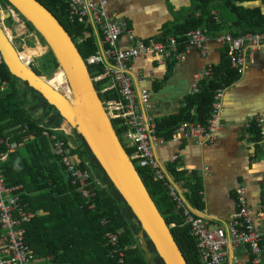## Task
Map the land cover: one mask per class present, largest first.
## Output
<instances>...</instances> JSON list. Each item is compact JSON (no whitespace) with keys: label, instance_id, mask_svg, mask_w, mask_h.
<instances>
[{"label":"trees","instance_id":"obj_1","mask_svg":"<svg viewBox=\"0 0 264 264\" xmlns=\"http://www.w3.org/2000/svg\"><path fill=\"white\" fill-rule=\"evenodd\" d=\"M0 1L10 5L7 0ZM36 1L57 19L72 41L76 42L81 57L87 59L96 52L97 45L93 36L78 43L88 29L83 24H70L66 21L67 5L64 0ZM255 2L264 4V0H193L191 7L180 14L181 18L179 15L177 19L163 25L162 35L156 39L165 41L168 37H174L181 40L185 33L197 29L207 30L211 39L226 33L234 38L264 34L262 8L245 7ZM24 24L28 31H33L29 24ZM35 36L37 47L45 54L46 44L38 35ZM229 54L228 47L222 48L221 64L211 67V76L199 83L198 94L190 93L186 97L177 116L155 121L157 137L169 140L181 123L197 122L207 125L216 92L228 89L242 77L231 69ZM43 61L46 64L40 69L31 68L39 78L53 76L58 71L56 61L51 54L46 55L42 63ZM175 64L174 61L168 64L166 79L171 76ZM98 70L101 71V68L90 67L89 72L94 74ZM4 83L7 87L5 92H0V135L4 139L9 138L11 143L16 142L18 146L23 143V147L9 153L8 160L1 165V170L8 187L21 188L22 199L29 203V209L44 214L37 215L26 225V241L35 255L39 258L53 257L52 264H118L111 260L105 246V234L110 231L120 235V246L126 252L125 264H162L151 246L148 248L152 260H147L146 254L141 250L140 229L132 222L130 208L100 169L83 139L72 131L71 136L77 137L78 143L72 151L73 156L80 169L89 174L90 182L100 183L94 186L98 191L95 211L81 208L83 197L65 181L59 159L52 155L51 142L42 135L43 128L40 127L44 120H47L46 127H57L63 119L53 106L27 84L13 77L2 64L0 87ZM64 83V74H60L53 85L57 84V88ZM101 97L103 100L118 98L112 92ZM40 111L42 113L39 117L33 116ZM112 124L120 137L121 129L116 123ZM256 132L259 135L258 131L252 130V133ZM56 135L58 140H68V136L62 133ZM7 151V146H3L1 152ZM125 151L131 157L132 150L126 148ZM134 167L166 226L170 228V234L184 261L188 264H203L197 241L190 234V227L184 225L180 214L175 211L167 190L149 169ZM169 171L177 182H184L189 189V202L197 209L203 208L200 198L202 180L199 178L194 183L195 178L184 179L185 174L177 172L174 167H170ZM103 219L109 220L107 226L102 225ZM171 225L174 227L171 228Z\"/></svg>","mask_w":264,"mask_h":264},{"label":"built area","instance_id":"obj_2","mask_svg":"<svg viewBox=\"0 0 264 264\" xmlns=\"http://www.w3.org/2000/svg\"><path fill=\"white\" fill-rule=\"evenodd\" d=\"M67 5V22L83 24L88 31L78 40L83 42L94 36L96 52L84 59L88 68L99 67L91 77L94 84H102L103 89H97L101 95L107 92L115 93L118 98L103 100L106 113L111 122L121 129L120 135L126 141V148L132 150L129 160L138 168L149 169L154 178L162 183L168 192L169 199L177 213L180 214L184 225L190 227V234L197 241L198 251L203 264H227L228 250H236L241 245L249 248L253 254V264H260L264 251V228L257 226V218L249 209L246 201V189L239 188L236 202L237 212L223 227H213L210 221L201 218L193 212L191 205L183 200L177 184L168 176L167 171L159 164L154 156V148L164 140L157 137L156 122L148 116L150 110V94L146 90L136 91L134 87V63L139 59L153 58L159 67H167L172 61L181 63L192 51L207 54V43L212 40L219 47H228L231 69L241 76L248 63L258 51L264 48V34H252L248 37L234 38L230 33L220 37L209 38L207 30L197 29L185 33L181 40L168 37L165 41L137 37L130 29L128 21L123 18H113L108 12L107 0H64ZM5 4L0 2V16L4 21L5 14H11V20L18 22L20 17L11 6L2 10ZM5 8V7H4ZM9 19V18H8ZM23 21L20 19V22ZM2 23V22H1ZM24 27V23L22 22ZM97 37H96V36ZM126 36L127 43L122 42ZM3 61L0 57V66ZM211 68L205 74L195 76L191 94L199 93V83L211 76ZM6 83L0 87V92L6 91ZM225 90L217 91L211 104V114L207 125L197 122L179 124L171 135L170 140L180 143L183 139H198L212 143L216 139L220 127L222 99ZM147 112V113H146ZM244 127L247 130L259 132L260 141L264 143V118L260 114L248 116ZM26 130V127H24ZM57 133L68 136L69 132L61 128H43L42 135L51 142V151L59 159L63 168L65 180L83 197L81 208L95 211L98 191L94 188L100 183L90 182L87 172L80 169L68 140H58ZM71 136V135H69ZM7 146V152H1ZM16 142H9L0 135V264H33L35 254L26 241V225L31 223L37 214L29 209L28 202L22 199L20 187H8L1 170V165L8 160L9 153L17 148ZM124 148V147H123ZM109 224L108 219L102 221L103 226ZM171 228L174 225L170 226ZM105 246L111 260L118 264L126 263V252L120 246V235L115 232L105 234ZM52 257L48 264H52Z\"/></svg>","mask_w":264,"mask_h":264},{"label":"crops","instance_id":"obj_3","mask_svg":"<svg viewBox=\"0 0 264 264\" xmlns=\"http://www.w3.org/2000/svg\"><path fill=\"white\" fill-rule=\"evenodd\" d=\"M192 1L107 0V9L113 18H125L137 37L159 38L163 25L177 19L185 9L191 7ZM245 7H260L264 14L262 2L249 3ZM1 21L4 25L2 17ZM13 24L15 25V22ZM7 29L10 31L11 28ZM22 30L14 29L15 37L25 34ZM26 37L24 35L20 40L24 42ZM122 42L128 44L126 36L122 38ZM221 55L222 48L210 40L207 43L206 56L199 51H192L186 55L183 62L174 65L169 79H166L168 66L159 67L153 58L136 61L133 69L134 87L136 91L146 90L150 94L151 107L149 112H146L148 116L156 122L177 116L184 100L193 90L195 76L205 74L212 66H219ZM41 113L42 111L35 112L33 116L39 117ZM254 114H260L264 118V48L248 63L242 77L225 90L219 113L220 127L212 143L198 139H183L176 143L169 139L154 148L157 162L177 184L183 200L191 205L196 215L210 221L213 227H223L237 212L235 195L239 188H245L246 201L257 218V226L264 228V143L260 141L257 132L252 133L244 127L248 116ZM46 123L47 120H44L40 127L56 128L46 127ZM68 141L74 147L78 144L74 136L68 135ZM22 147L23 143L15 150ZM170 167H174L177 172H183L184 179L195 178L194 183L199 178L202 180L200 198L203 208L197 209L189 202V189L184 182L175 180L169 171ZM33 212L44 215L41 212ZM49 257L51 256L39 258L35 255L33 264H48ZM227 264H253V254L245 245L236 250L229 249ZM260 264H264V251Z\"/></svg>","mask_w":264,"mask_h":264},{"label":"water","instance_id":"obj_4","mask_svg":"<svg viewBox=\"0 0 264 264\" xmlns=\"http://www.w3.org/2000/svg\"><path fill=\"white\" fill-rule=\"evenodd\" d=\"M7 1L22 22L29 24L46 44V55H52L58 71L53 76L39 78L31 66L19 58L20 51L5 34L0 17L3 64L13 77L27 84L57 110L69 133L75 131L83 139L100 169L130 208L132 222L140 229L141 250L147 260H152L148 248L151 246L162 264H188L129 160L76 43L36 0ZM7 16L11 18L10 13ZM60 74H64L66 91L49 85Z\"/></svg>","mask_w":264,"mask_h":264},{"label":"rangeland","instance_id":"obj_5","mask_svg":"<svg viewBox=\"0 0 264 264\" xmlns=\"http://www.w3.org/2000/svg\"><path fill=\"white\" fill-rule=\"evenodd\" d=\"M4 7H2V10H8V7H6V5H4ZM16 15H15V17H16V19H18V17ZM5 19L6 20L3 22L4 25L2 23L1 24L3 25V27L5 26L4 28L9 32V34H10L9 36L11 38L15 37V35L13 33L14 29H16V30L23 29L22 31L25 32V34H18V35H22V36L26 35L27 37L24 39L25 41L23 42L22 40H20L22 38V36H16L15 38H13L12 42H13V44H15L17 46L18 50L20 51V54L23 56V59L26 61V64H29V65H31V67H35L36 69H40L42 67V65L46 64L44 61L42 63V59L46 56L47 52L45 54L40 52L39 48L37 47V38L35 36L36 34L34 33V31H28L25 25L23 27L22 21H21V23L17 24L19 26H16V23L14 25V24H12L13 21L11 22L10 21L11 19H8V16H6ZM9 27L11 28L10 31L7 29ZM91 74L95 75V73L94 74L91 73ZM54 82H52V83L54 84ZM57 84L55 86H57ZM95 86L98 90L103 89V85L101 83L100 84L95 83ZM65 127H66V124L64 122H62L56 128H61L62 130L65 131V129H64ZM69 135H73L72 132ZM119 140L125 149L126 141L123 140L121 135L119 137ZM71 142H72V139H71ZM133 166L137 167V164L134 163ZM35 264H41V263H35Z\"/></svg>","mask_w":264,"mask_h":264},{"label":"bare ground","instance_id":"obj_6","mask_svg":"<svg viewBox=\"0 0 264 264\" xmlns=\"http://www.w3.org/2000/svg\"><path fill=\"white\" fill-rule=\"evenodd\" d=\"M16 14V13H15ZM5 16H7V14H5ZM17 16V15H16ZM17 21H18V19H17ZM16 24H19V23H21L20 22V19H19V21L18 22H15ZM3 30H4V32H5V34L7 35V37H8V39H10V34H9V32L3 27ZM11 40V39H10ZM19 58L23 61V62H25L26 63V61L23 59V56L19 53ZM55 81V80H54ZM54 81H51L50 83H49V85L51 86V87H53V88H55L56 86H54L53 85V83L52 82H54ZM64 81H65V78H64ZM56 89H62V90H65L66 91V81H65V83L64 84H61V85H59ZM66 94L67 95H69V93H68V89H67V92H66ZM65 129V131L66 132H68L69 130H68V128L67 127H65L64 128Z\"/></svg>","mask_w":264,"mask_h":264}]
</instances>
